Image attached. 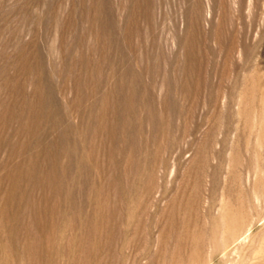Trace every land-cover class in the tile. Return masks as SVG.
Returning <instances> with one entry per match:
<instances>
[{
    "label": "rangeland",
    "instance_id": "obj_1",
    "mask_svg": "<svg viewBox=\"0 0 264 264\" xmlns=\"http://www.w3.org/2000/svg\"><path fill=\"white\" fill-rule=\"evenodd\" d=\"M0 264H264V0H0Z\"/></svg>",
    "mask_w": 264,
    "mask_h": 264
}]
</instances>
